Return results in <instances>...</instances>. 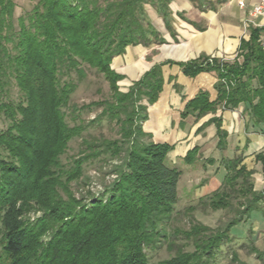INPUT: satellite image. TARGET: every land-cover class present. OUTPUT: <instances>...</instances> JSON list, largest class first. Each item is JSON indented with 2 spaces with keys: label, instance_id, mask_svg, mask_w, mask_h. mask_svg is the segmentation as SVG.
<instances>
[{
  "label": "trees",
  "instance_id": "1",
  "mask_svg": "<svg viewBox=\"0 0 264 264\" xmlns=\"http://www.w3.org/2000/svg\"><path fill=\"white\" fill-rule=\"evenodd\" d=\"M30 1L31 8L15 20V0H0V91L13 81L21 96L15 103L0 100V113L8 119L6 128L0 129V242L6 260L1 259V264H155L148 261L145 248L160 234L159 224L178 200L181 174L168 163L175 143L153 140L142 126L151 106L161 100L165 81L162 65L177 64L180 73L197 86L185 100L180 117L198 119L215 113L219 106L235 108L243 103L250 120L264 124V52L258 42L261 29H250L249 39L241 40L232 60L204 55L187 61L166 60L154 64L121 92L117 81L123 76L111 67L112 58L123 54L129 45L165 43L146 6L159 14L173 35L170 0ZM191 1L203 8L199 0ZM88 69L107 80L111 99L91 101L87 107L100 105V114L118 121L121 139L83 140L86 150L65 169L59 156L84 126L69 125L63 108L70 105L71 94ZM204 77L213 79L214 99H210ZM135 102L139 104L137 111ZM210 123L216 127V147L223 150L227 131L221 127L220 116L210 117L200 127ZM125 142L128 145L124 149ZM198 150V146L189 149L182 161H200ZM121 153L124 168L105 200L95 198L82 204L72 196L69 182L79 176L83 161ZM254 157L264 165L261 152ZM242 161L241 155L220 158L219 165L225 170L223 181L209 200L213 209L227 206L228 191L222 187H233L236 179L243 177V190L251 197L241 205L238 215L224 229L206 237L200 234L209 228L195 223L188 232L194 237L195 250L178 252L156 264H202L232 226L249 217L264 197V190L253 189L254 171ZM205 162L213 164L215 159L206 157ZM35 210L41 215L29 221L27 214ZM46 234L48 238L43 240Z\"/></svg>",
  "mask_w": 264,
  "mask_h": 264
},
{
  "label": "rangeland",
  "instance_id": "2",
  "mask_svg": "<svg viewBox=\"0 0 264 264\" xmlns=\"http://www.w3.org/2000/svg\"><path fill=\"white\" fill-rule=\"evenodd\" d=\"M15 4V20L32 6L30 0H15ZM147 15L152 20L148 10ZM73 77L75 78V76ZM117 84L121 92H126L129 89L119 80ZM20 97V92L13 81L5 87V90L0 91V100L2 101L15 103ZM103 99H111L109 84L101 74L88 69L87 76L78 82L75 91L71 94L70 105L63 108L69 125L81 123L84 128L80 135H76L68 141L65 151L59 156L61 167L70 168L73 160L80 156L81 151L86 150L83 143L85 139L87 141L94 137L121 139L118 121L100 114L102 110L100 105L87 107L89 102L102 101ZM138 105L137 102L133 104L136 111ZM74 106L76 109L72 110ZM152 108L153 106H151ZM120 115L123 117L125 113L121 112ZM137 122L138 120H136ZM7 124L8 119L0 113V129H5ZM241 139L239 145L234 146V148L231 143L229 148L223 152L225 156L223 154L221 156L231 158L234 155H241L243 156L242 162L255 172L254 156L245 155L243 152L242 146L247 139L245 141H243V137ZM145 140L147 139L145 138ZM127 145L128 142H125L123 148L125 149ZM200 156H202L200 161L192 165L186 164L178 158H175L174 161L168 159L169 164L176 166L181 171L177 183L178 200L171 212L159 224L158 231L160 234L154 237V240L145 248L150 263H159L176 256L178 252H193L195 250L194 237L188 235V232L195 223L209 228L206 232H201L200 237L217 233L238 215L237 212L242 209L241 205L245 204L247 199L251 197L249 192L245 193L243 190V187L246 186L244 185L246 184L245 179L239 177L235 181L234 188L231 184L222 187L223 191H228L227 206L217 209L211 208L209 200L221 186L225 170L218 163L220 154L217 151L209 152V149L206 148L205 152L200 153ZM207 156H213L215 163L207 164L205 162ZM123 159V153H121L120 156L111 157L106 154L83 161L80 165L79 176L69 182V191L72 196L82 204H87L95 198L105 200L111 192L113 181L118 178L119 171L124 168ZM262 172L264 177V165ZM261 189L264 190V183ZM59 190L62 196H65L64 192ZM40 215V211H31L27 214V219L33 221ZM261 230L264 231V198L259 201L256 208L249 212V217L246 216L244 220L232 226L222 244L214 250L212 255L204 257L202 264H264V236L260 234ZM47 238L48 235L46 234L42 239L46 240ZM252 238L255 239V242ZM4 258L0 242V264L1 259L6 262Z\"/></svg>",
  "mask_w": 264,
  "mask_h": 264
},
{
  "label": "crops",
  "instance_id": "3",
  "mask_svg": "<svg viewBox=\"0 0 264 264\" xmlns=\"http://www.w3.org/2000/svg\"><path fill=\"white\" fill-rule=\"evenodd\" d=\"M198 2L203 8H198L191 0H170L173 35L166 29L159 14L151 6H146L154 27L165 39V43H151L148 46L129 45L123 54L112 58L111 67L123 76L119 81L123 82L126 88L154 64L166 60L187 61L201 55L208 59H234L240 50L241 40L249 39L251 28L261 29L258 36V42L260 41L264 30V16L252 12L256 0H243V5H240L238 0H199ZM237 59L240 60L241 57L237 56ZM162 72L165 81L161 100L153 106L149 118L142 125L145 131L152 134L153 140H169L175 143L168 153L169 160L174 161L175 158L182 160L185 153L194 146L199 147V154L208 148L209 152L217 151L221 158L229 145L232 143L233 148L236 147L242 137L243 141L247 139L242 146L245 155L254 156L258 152L264 155V124H254L244 110L243 103L235 108L219 106L215 113H207L198 119L191 115L182 118L179 112L185 100L196 91L197 86L180 73L177 64L162 65ZM169 77L173 78L169 79ZM204 82L209 90L210 99H214L217 93L212 86L213 79L204 77ZM182 95L185 96L184 99ZM212 116H220L221 127L227 131L226 146L223 150L216 147L218 138L215 135V125L210 123L200 127ZM254 162L255 172L251 175V182L254 190L261 191L264 183L263 164L256 159ZM260 234L264 236V231L261 230ZM253 241L255 242V239Z\"/></svg>",
  "mask_w": 264,
  "mask_h": 264
},
{
  "label": "built area",
  "instance_id": "4",
  "mask_svg": "<svg viewBox=\"0 0 264 264\" xmlns=\"http://www.w3.org/2000/svg\"><path fill=\"white\" fill-rule=\"evenodd\" d=\"M238 2L240 5H243V0H238ZM252 12L255 15H263L264 16V0H256V2L254 3V5L252 7ZM259 45H260L261 50L264 52V30L262 32V35H261V38L259 41ZM221 59L229 60L228 58H221Z\"/></svg>",
  "mask_w": 264,
  "mask_h": 264
}]
</instances>
